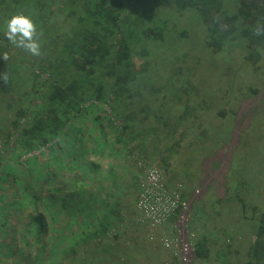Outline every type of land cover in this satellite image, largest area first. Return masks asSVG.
<instances>
[{"label":"trees","instance_id":"16d2710c","mask_svg":"<svg viewBox=\"0 0 264 264\" xmlns=\"http://www.w3.org/2000/svg\"><path fill=\"white\" fill-rule=\"evenodd\" d=\"M155 5L159 16L154 17L152 13L149 16L148 8ZM164 10L167 12L164 13ZM185 10H190L195 24L201 26L205 45L213 49V53L219 54L225 50L227 43L237 41L238 44L242 43L244 60L254 67L259 65L256 71L261 70L259 63L264 57V36H255L253 30L258 24L264 25V0H145L144 5L141 0H0V52H7L9 60H12L7 63L11 64V68L4 69L8 71V82L0 80V92H9L6 98L10 103L22 101L24 104L12 109L16 117L12 131L4 138L10 144L12 136H16L17 148L14 156L10 157L16 167L9 170L2 168L0 173V264H63L65 261H68L66 264H83V261H78L82 250H91L94 256L105 252L103 239L108 237L117 222L108 208L110 200L103 201L102 207H98L95 196L87 198L86 195L84 199V195L82 198L79 195L88 176L85 180L78 179L79 175L71 177V191L61 186L56 189L59 192L52 195L48 193L49 189L43 187L42 192L47 194L40 195L37 191L41 189L35 186L32 178L35 171L32 159H27L26 165L18 159L41 148H45V151L58 148L63 153L62 159L70 162L71 167L75 168L74 162H77L78 174L82 166L86 168L82 164L90 162L82 143L87 136L82 127H77L78 122L95 115V105L108 106L113 116L117 117L124 114L114 111V107L136 105L145 97L146 87L157 93L163 90L162 86L147 84V71L152 70L149 61L151 55L155 51L162 52L163 46L175 38L173 42L186 43L184 33L187 32L175 26L164 34L161 25L153 27L150 24H166L175 11ZM19 13L30 16L42 32L41 57L27 55L6 39V22ZM10 49L18 51L13 54ZM19 58H22L20 65L17 63ZM0 59H3L2 56ZM0 64L3 67L6 61L0 60ZM7 64L6 68L9 66ZM20 66L31 76L30 88L22 92L21 101L11 92L14 90L18 93L14 85L18 86L17 81L22 80L17 75ZM177 85L172 89L177 90ZM257 90L250 86L247 93L256 95ZM177 97L183 101L179 93ZM6 106L7 109L10 107L8 104ZM7 109L2 108L1 111L0 108V114L5 115ZM101 112L107 114V111ZM221 113L224 114L223 111ZM156 122H160L159 118ZM17 130L20 134H16ZM254 130L260 134L257 129ZM94 154L102 157L104 153L97 151ZM99 164L90 163L89 169L98 172L102 167ZM20 165L28 168L29 173L22 172ZM86 171L90 172L87 168ZM56 174L50 171L44 175L48 186L51 182L57 183L56 178L59 177ZM8 176L20 181L24 177L25 180L15 190L7 186ZM96 177L92 175L89 180ZM4 187L13 189V193ZM65 191L71 193L69 198L61 196V192ZM77 198L87 203L83 212H74L81 209L80 204H70ZM21 200L24 204L22 207L18 205ZM22 209H30V212L26 215L27 211L22 212ZM20 218L23 219L22 229L17 233L20 241L17 242L13 239L16 232L13 226ZM49 220L52 228L47 237ZM102 226H106L107 230H102ZM254 232L257 239L246 255V264H264V215L260 217L258 229ZM114 240L117 242L119 236H113L109 241ZM18 243L29 251L28 257L17 250ZM46 248L49 258L44 263H37ZM210 248L209 240L205 237L194 243L198 263L205 264L209 260Z\"/></svg>","mask_w":264,"mask_h":264},{"label":"rangeland","instance_id":"374dc122","mask_svg":"<svg viewBox=\"0 0 264 264\" xmlns=\"http://www.w3.org/2000/svg\"><path fill=\"white\" fill-rule=\"evenodd\" d=\"M141 4L144 5L145 0H141ZM156 7L155 5L148 8L149 16L151 13L154 17L159 16L158 11L155 10ZM160 11L162 13L163 9ZM166 12L164 10V13ZM170 18V21L166 24L154 22L150 25L153 27L154 25H161L164 34L168 33L166 30H171L175 26H178L180 30L185 29L187 32L184 33L187 37L186 43L183 41L173 42L175 38L163 46L162 52L155 51L151 55L149 61H151L152 70L147 71L149 79L147 84H156V87L162 86L164 88L157 93L155 90L146 87L145 97L136 104L138 108L146 106L152 117L157 116L146 123L157 121L158 118L160 120L156 123L160 128L159 137L155 138L152 134L144 135L146 137L150 136L147 138L148 142L146 143H149L147 146L158 148L160 153H163L165 148L167 149L164 154L168 156V163L161 162L160 166L164 165L163 167L149 166L160 171L166 186L171 191L178 190L182 198L190 203L191 220L188 227L190 232L196 235L194 243L201 237L207 238L209 244L213 245L210 250L211 254L215 250L224 252L232 248L233 254L226 260V264H245L250 246L255 242L254 231L258 229L260 217L264 215V57L259 63L261 70L256 71L255 68H259V65L254 67L244 60L245 52L242 49V43L238 44L237 41L227 43L225 45L226 51L223 50L221 53L215 54L213 49L210 50L206 47L201 26L195 24L190 10H185V12L175 11L174 15H170ZM17 51V49H12L10 53L15 54ZM0 60L1 62L4 61L3 59ZM21 60L22 58L16 60L18 65L22 63ZM11 62L12 60L6 61V64ZM6 64H3V67L0 64V75L8 72L5 70L11 68V64H7L9 65L7 68ZM213 64L214 67H212ZM25 71L21 66L17 71V75L22 79H18L19 81L16 84L18 86L14 85V88H18V93L11 90L18 96L17 99L19 100L22 92L24 93L31 85V76ZM175 84H178L176 86L177 90L172 89ZM250 86L258 89L256 95L247 93ZM87 87L85 84V88ZM1 93V111L2 108L7 109V104L10 107L4 113L5 115L0 114L2 116L0 142L5 145V148L0 149V173L2 168H11L10 164L16 167V163H13L10 157L15 154L17 138L15 136L13 147H11V143L7 144L4 138L12 131V123L16 117L12 109L24 105L22 99L20 100L21 103L16 101L10 103L6 98V94H9V92L3 91ZM178 93L183 101L178 100ZM237 96H239V99H236ZM222 111L224 114L221 113ZM136 113L141 112L132 110V118ZM156 125L154 124V126ZM143 129L145 130L144 127ZM254 129H257L260 134ZM16 134H20V132L18 131ZM43 151H45L43 148L38 149L32 152L31 157L22 155L18 160L26 165V157L32 159L33 162ZM52 156L56 158V150L52 151ZM61 157L64 156L61 155ZM89 158H93V156L90 155ZM82 160L80 156V161ZM65 161L60 157L59 160L55 159L54 162L47 161L45 163L41 161L42 166H52V173L55 171L57 173L56 177H59L56 178L58 185L57 183H51L50 187L52 189L69 186L70 178L76 177V175H79L78 179L85 180L86 172H88L85 167L82 166L78 174L77 162L75 163L72 160L75 166L73 168L69 165L70 162ZM100 163L103 165L101 169H106V171H111L110 168H117L116 160L113 161V166L108 165L110 168L105 167L104 159ZM141 164H145V162H140ZM20 168H22V165H20ZM21 171L26 173L29 169L22 168ZM89 171L94 175L99 173L92 171V168ZM141 174L138 176V181ZM107 177V174H100L95 180L97 182L98 179L102 180ZM24 180L23 177L21 181ZM95 180H90L91 182L87 186L89 187V196L103 194L104 192L113 193L109 190L103 191L104 187L101 184H95ZM21 181L11 177L7 181V186L18 190L21 187ZM231 182L233 184L229 185ZM34 184L39 189L46 188L45 183L40 185L38 181H34ZM5 189H8V187ZM117 190H120V188L118 187ZM9 192L13 193V189ZM56 192L48 191L50 194ZM121 192L124 191H116L113 195L118 196ZM37 193L40 195L47 194L43 193L42 189ZM128 194L131 195L132 190L128 191ZM79 195L81 198L84 195V199H86L87 194L82 189H80ZM61 196L69 198L71 193L61 192ZM84 199L78 200L77 198V201L70 202L71 205L76 203L81 205V209L74 212H83L87 206ZM130 199L125 200L126 205H128ZM111 200H114V198H111ZM18 205L22 207L24 205L23 200L18 202ZM117 207L119 206L110 204L108 208L113 212L114 220L120 222L122 216L119 212L120 209ZM26 211L25 214L27 215L30 209ZM26 211L22 209V212ZM22 220L20 218V221L15 222V226H13L16 231L13 239L17 242H20L17 233L22 229ZM50 220L53 219L50 218ZM50 220L47 237L52 228ZM122 223L117 222V227L112 231L119 234ZM174 223L173 221L171 224L162 227H165L166 232L169 230L175 231V228H173ZM126 225L125 223L124 227ZM101 229L107 230V227L102 226ZM152 229L156 230V228ZM160 231H163L162 228ZM121 238L124 237H120L117 242L115 240L110 242L109 240H112L113 237L110 236L109 232L108 237L103 239L105 242L103 251L105 252L94 256L95 253L91 250L87 252L82 250L78 256L83 254L78 261H83V264L88 262L90 264L96 262L97 264H129L128 253L126 254L123 251L128 247L121 243ZM47 242L44 244L46 245ZM23 246L18 243L17 250L23 251L24 256L28 257L29 251ZM160 251L155 249L151 257L155 258L161 254ZM42 252L43 254L40 255L37 263H44L46 258H49L47 248ZM148 256L149 253L132 257H137L140 261L145 259L144 261L148 262ZM221 257V255L216 256L217 263L215 264H224ZM67 262L65 261L63 264ZM195 264L203 263H198L195 259Z\"/></svg>","mask_w":264,"mask_h":264},{"label":"crops","instance_id":"0c3cea01","mask_svg":"<svg viewBox=\"0 0 264 264\" xmlns=\"http://www.w3.org/2000/svg\"><path fill=\"white\" fill-rule=\"evenodd\" d=\"M114 108H115L114 111L115 110L120 111L124 115L120 114L119 116L114 117L113 111L108 106L95 105L94 108L95 115H92L91 118L88 120L82 119L81 122H78L80 124L77 126V127H82L85 132L84 133L85 136H87L86 141L82 143V146L86 148L85 152L88 153L87 158L89 162L95 163L96 166H100L99 164L100 161L104 159L105 167L107 168L113 166L114 160H116L117 162L116 163L117 168L115 169L110 168L109 170L111 171H106V169L105 170L100 169L98 171L99 173H97L96 178H98L100 174L101 175L107 174L108 177L106 178L107 180L98 179L96 184H101L102 187H104L103 191L109 190L113 193H115L116 191L120 192V190L124 191L119 193L118 196L113 195V193L110 194L107 192L104 193L102 192L103 194L96 193L97 195H95L96 197L95 203L97 204L98 207H102L103 201L110 200L109 202L110 204H113V206H119L117 208L120 209L119 212L122 218H120L121 220L120 222L119 221L117 222L119 224L123 222L122 223L123 225L125 223L127 225L125 227L122 226L119 234L116 233L114 236L118 235L119 238L124 237L121 238V243L124 244V246L128 247L126 249H123V251H125L126 254L128 253L129 264H180L179 258L173 252V250H169L165 248L160 241L162 236L167 235L170 230L166 232V229H164L165 227H158L155 230L145 223H138L136 219L139 216V213L136 209V203L140 191L138 176L140 175V173H142L140 162H145L146 165H150V166L157 165L159 167L164 166V165L160 166L161 162L165 164L169 162L168 156H165L164 154V152H166L167 149L165 148L164 152L160 153L158 148L147 146L149 145V143L148 144L146 143L148 142L147 138H149L150 136L149 137L144 136V135L152 134V136L155 138L157 136L159 137L160 128H158V125H156L157 122L153 121L151 123H146L148 121L153 120L154 117L157 116L154 115V117H152V114L149 113L146 106L138 108L137 105L130 106L127 104H122ZM132 110L135 111L137 110L138 112L140 111L141 113H136V115H134L132 118ZM101 111H107V114ZM154 124L156 126H154ZM143 127L145 128V130L143 129ZM54 150H56L57 153L56 158L52 156L53 150L52 151L47 150V151H43L41 155H39L36 159L33 160V168L35 169V171L32 175V178H33V182L38 181L40 185L41 183H45L46 189H49V191L56 192V189H58V187L52 189L50 187L52 182L50 183L49 186H47L48 184L46 183L45 179H43L45 178L44 175L46 173H50L53 167L51 166L52 167L51 168L45 165L42 166V162L45 163H47V161L54 162L55 159L59 160V157L61 159L63 158L61 157L63 153H60L58 148ZM66 151L68 150L66 149ZM97 151L104 153L102 157L94 154ZM90 155L93 156V158H89ZM89 164L90 163L85 162L82 165H85L86 168L89 170ZM10 166L14 167L13 164L12 165L10 164ZM7 169L9 170L10 168ZM48 169H50V171H48ZM92 175L94 176V174L90 172H86L85 178L86 176H88V179H86L85 181L86 183L84 182L85 185L82 186L81 188L87 194V198H90V196L88 195L89 187L87 186L91 182L89 180V177ZM8 177L9 179L11 178L10 176ZM101 185H100V189L102 188ZM118 187L120 188V190H117ZM66 190L67 191L72 190L70 189V185L66 186ZM130 190H132L131 195L128 194V191ZM109 195H111V198H114V200H111V198H109ZM129 199L130 201L128 202V205H126L125 200H129ZM173 221H175V216L170 220L168 224H171V222ZM117 225L114 226L112 229H115ZM161 228L163 231H160ZM210 247L211 248L213 247L211 243H210ZM155 249L161 250L160 251L161 254H159L160 253L159 252L158 253L159 255H157L156 257L154 256L155 258H153L151 256L154 253ZM225 251L222 252L221 250H215V252L212 253L213 255L210 252L209 260L205 264L217 263V259H216L217 255H221L222 261L224 262V264H226V260H228L229 256H232L233 254V249L231 248ZM147 253H149L148 262L144 261L145 259H142V261H140L137 257H132L141 254L147 255ZM246 263L247 261L245 262V264Z\"/></svg>","mask_w":264,"mask_h":264},{"label":"built area","instance_id":"2783aa9c","mask_svg":"<svg viewBox=\"0 0 264 264\" xmlns=\"http://www.w3.org/2000/svg\"><path fill=\"white\" fill-rule=\"evenodd\" d=\"M15 137L12 138L13 147ZM5 145L0 142V149ZM34 152V151H33ZM33 154H27L31 157ZM26 157V160L29 159ZM143 169L139 177L140 192L136 203L139 216L138 223H145L151 228L167 225L175 216L174 230L162 236L161 243L178 256L181 264H195L194 237L190 232L188 223L191 220L190 203L182 198L178 190L171 191L164 181L160 171L146 164H141Z\"/></svg>","mask_w":264,"mask_h":264},{"label":"clouds","instance_id":"9594fccd","mask_svg":"<svg viewBox=\"0 0 264 264\" xmlns=\"http://www.w3.org/2000/svg\"><path fill=\"white\" fill-rule=\"evenodd\" d=\"M253 34L257 37L264 36V25L258 24V26L253 30ZM4 35L14 47L23 50L29 55L33 57H41L43 55L41 44L42 32L38 29L37 24L30 16L23 13L11 16L6 22ZM0 56H2L4 61H8L9 59L7 52L3 53ZM0 80L7 83V73L0 75ZM43 149L45 150V148ZM115 234L116 231H110V236L113 237ZM254 235L256 240L257 236L255 233Z\"/></svg>","mask_w":264,"mask_h":264}]
</instances>
